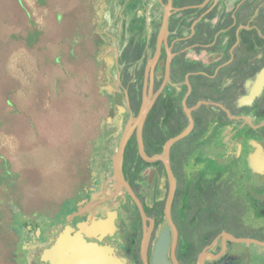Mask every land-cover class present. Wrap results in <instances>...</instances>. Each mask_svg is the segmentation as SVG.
I'll return each mask as SVG.
<instances>
[{
	"label": "flooded vegetation",
	"instance_id": "flooded-vegetation-1",
	"mask_svg": "<svg viewBox=\"0 0 264 264\" xmlns=\"http://www.w3.org/2000/svg\"><path fill=\"white\" fill-rule=\"evenodd\" d=\"M175 8L178 11L170 19L167 46H162L159 62L148 78V88L159 93L165 83L170 52V80L152 111L164 98L171 119L168 130L180 129L169 140L194 121L190 135L171 149L170 163L177 181L171 220L165 212L169 192L168 180L163 184L164 176L167 179L165 166L161 161L145 162L139 151L144 163L136 161L129 170L125 158L123 172L144 213L119 185L114 169L115 188L107 194L109 173L104 163L97 161L109 133L104 123L96 138L84 145L87 154L75 147L69 157L65 147L57 144L42 150L46 161L53 158L51 161L62 165V159L67 157L68 169L51 165L52 180H48L62 183L65 177L67 182L61 186L72 187V194L64 197L54 211L46 212L48 216L32 215L29 222L22 221L33 236L31 240L45 245L41 264H49L44 254L51 244L53 227L70 222L79 231L84 224L93 226L100 221L106 227L96 232L97 236L85 235V239L101 245L114 244L125 255L127 264H264V246L237 241H264L254 238V228L245 222H253L256 215L264 219V172L258 168L259 159L264 160V0H212L206 7ZM198 9L204 11L185 17L186 11ZM159 32L160 29L152 35L149 45L145 40L135 41L144 47L143 56L128 68L141 105L146 67L157 52ZM149 47L153 52L150 59ZM126 68L125 63L121 88L128 92L131 107L125 86ZM114 96L113 109L111 103L109 109L113 118L123 119L126 109L122 97ZM164 120L163 117L160 126ZM48 142L51 141L46 139L45 144ZM180 143L183 148L175 150ZM178 154L182 160L176 172ZM37 178L43 179L42 173ZM69 181L70 186L66 185ZM223 183L230 187L220 189ZM209 185L216 189V195H207ZM241 202L243 207H239ZM55 216L61 221L52 225L50 221ZM29 241L27 238L26 243H19L8 264L30 263Z\"/></svg>",
	"mask_w": 264,
	"mask_h": 264
},
{
	"label": "rangeland",
	"instance_id": "rangeland-1",
	"mask_svg": "<svg viewBox=\"0 0 264 264\" xmlns=\"http://www.w3.org/2000/svg\"><path fill=\"white\" fill-rule=\"evenodd\" d=\"M22 1L0 0V264L13 259L22 236L20 221L48 216L72 194V187L61 186L65 177L63 184L48 180L51 165L68 169L67 157L62 165L46 161L45 148L57 144L69 157L75 147L87 154L84 145L107 123L97 161L109 173L107 194L114 190L113 160L124 128L136 116L121 88L122 55L135 41L150 44L166 6L164 0ZM152 54L149 47V59ZM115 94L126 109L123 119L113 118L109 109ZM46 139L51 142L45 144ZM31 168L42 171L43 179ZM51 220L55 225L61 218ZM245 222L259 228L264 219L256 215ZM28 236L29 264H41L45 245Z\"/></svg>",
	"mask_w": 264,
	"mask_h": 264
},
{
	"label": "water",
	"instance_id": "water-1",
	"mask_svg": "<svg viewBox=\"0 0 264 264\" xmlns=\"http://www.w3.org/2000/svg\"><path fill=\"white\" fill-rule=\"evenodd\" d=\"M211 1L212 0H206V2L201 6H192L187 7L186 9L206 7L208 4H210ZM226 2L228 3L229 1ZM177 11L178 10L174 7V0H167L158 37L157 52L155 56L148 61L146 67L147 81L146 87L144 89V97L141 108L135 118H133L124 128L116 155L113 160V169L116 180L118 181L119 185L122 188H125L126 191L135 199L143 213L144 209L138 201L128 181L126 180L123 172L125 153L131 139L136 136L139 154L145 162H163L169 184V192L165 210L169 220H171L172 203L177 188L176 177L170 163L171 149L176 143L190 135L194 128V121L191 120V124L188 129L182 132L179 136L169 140L165 144L164 151L161 155L154 157L148 156L145 151L144 129L159 94L163 91L165 85H167L168 81L170 80L172 56L169 52L166 79L162 90L159 93L154 94V91L148 88V78L151 73L154 72L159 62L161 56V48L164 44L167 46L170 19L174 12ZM128 109L131 111L130 104L128 105ZM188 113H190L189 110ZM258 168L259 171L264 172L263 159H259ZM105 227L106 223L102 221L94 223L93 226L84 224L81 226V229L79 231L76 230L70 222L53 227L50 233L51 244L44 254V260L49 264H127L125 255L114 244L105 243L101 245L90 243L85 239V235L88 237L97 236V233L100 232V229H103ZM40 232L41 231L39 230V234ZM237 241L264 246V241L256 239ZM72 254L74 255V257H72Z\"/></svg>",
	"mask_w": 264,
	"mask_h": 264
},
{
	"label": "trees",
	"instance_id": "trees-1",
	"mask_svg": "<svg viewBox=\"0 0 264 264\" xmlns=\"http://www.w3.org/2000/svg\"><path fill=\"white\" fill-rule=\"evenodd\" d=\"M20 1V0H18ZM22 1V0H21ZM206 0H174V6L177 8H184V7H189V6H200L202 5ZM165 3H167V0H164ZM20 4H23L22 2H19ZM204 10H188L186 11L185 17H190L193 14H197L200 15ZM30 17V15H29ZM46 18V17H45ZM176 17L173 18V20H175ZM143 52H144V47H142L140 44L138 43H131V45L126 49V51L123 53L122 56V61L124 63H126V74H125V86L129 91V95L131 98V109L132 111L137 115L140 108H141V99H138L139 97V92L136 89V85L135 84H131V81L134 80V76H132L129 71L128 68L130 66H133V64H135L136 62H138L142 56H143ZM165 118V122L163 123L162 126H160L161 120L162 118ZM170 122L171 119L169 117V114L167 113V106H165V99L162 98L160 100V102L157 104V107L155 108V110H153L148 118V121L146 123L145 126V130H144V143H145V150L148 153L149 156H155L158 154H161L163 151V148L165 146V144L167 143V141L173 137V135L175 136L177 133H179L178 131H170L168 130V127L170 126ZM172 132V133H171ZM183 143V142H182ZM180 143V145H176L174 148L175 150L178 149V151L180 150V147L183 148V144ZM138 144H137V140L136 138H134L128 145V148L126 150V166L129 170H132L135 167L136 161L139 163H144V161L138 156L137 152H138ZM181 152V151H180ZM176 156V166L174 167V171L178 172L179 171V159L182 160V155H175ZM158 165H160L163 168V164L160 162L158 163ZM233 178L232 175L229 177V179ZM225 179V177H223V180ZM223 186L220 187V189H225L227 187H230L226 184H222ZM207 191H209L207 193V195H216L215 192L216 189L212 186L209 185L207 188ZM244 204L241 202L239 204V207H243ZM20 221V220H19ZM21 223V231H22V236H18L21 238L20 243H26L25 242V237L28 236V233L26 231V228L24 226V224L22 223V221H20ZM19 227V228H20ZM27 236H26V235ZM253 235L254 238H259L264 240V224L261 225L259 228H254V231H252L251 233ZM29 237V236H28Z\"/></svg>",
	"mask_w": 264,
	"mask_h": 264
}]
</instances>
